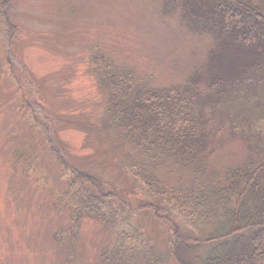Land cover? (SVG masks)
<instances>
[{
    "label": "rangeland",
    "instance_id": "374dc122",
    "mask_svg": "<svg viewBox=\"0 0 264 264\" xmlns=\"http://www.w3.org/2000/svg\"><path fill=\"white\" fill-rule=\"evenodd\" d=\"M179 5L10 0L8 30L0 20V264H178L172 225L200 236L206 226L186 227L174 207L146 209L154 201L135 183L133 164H148L168 188L189 185L191 177L166 165L152 169L122 137L90 65L103 54L134 71L141 87L195 80L207 94L218 37L194 28ZM244 79L200 111L210 117V164L219 179L232 166L264 162V69ZM79 173L102 180L107 197ZM88 207L105 222L86 211L74 220L75 210Z\"/></svg>",
    "mask_w": 264,
    "mask_h": 264
},
{
    "label": "trees",
    "instance_id": "16d2710c",
    "mask_svg": "<svg viewBox=\"0 0 264 264\" xmlns=\"http://www.w3.org/2000/svg\"><path fill=\"white\" fill-rule=\"evenodd\" d=\"M178 1L184 19L198 31L218 37V48L209 58L207 94L200 92L195 80L160 90L141 87L134 71L96 54L90 65L108 92L106 115L152 169L166 165L174 174L191 177L189 185L168 188L142 161L133 164L130 172L145 198L159 203L146 209L157 214L159 205L166 203L177 210L186 227L198 231L197 225L206 226L193 238L185 228L172 225L178 264H264V162L232 166L219 179L210 164L215 149L210 117L201 114L215 103L221 88L264 69V4ZM9 4L10 0H0V20L7 30ZM78 176L107 197L102 180L88 173ZM84 211L105 222L104 214L91 207L75 210L74 220ZM69 240L73 243L76 237Z\"/></svg>",
    "mask_w": 264,
    "mask_h": 264
}]
</instances>
